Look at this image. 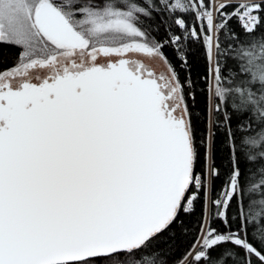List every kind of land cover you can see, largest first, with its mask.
Wrapping results in <instances>:
<instances>
[{
  "label": "snow or ice",
  "instance_id": "1",
  "mask_svg": "<svg viewBox=\"0 0 264 264\" xmlns=\"http://www.w3.org/2000/svg\"><path fill=\"white\" fill-rule=\"evenodd\" d=\"M0 264H264V0H0Z\"/></svg>",
  "mask_w": 264,
  "mask_h": 264
},
{
  "label": "rangeland",
  "instance_id": "2",
  "mask_svg": "<svg viewBox=\"0 0 264 264\" xmlns=\"http://www.w3.org/2000/svg\"><path fill=\"white\" fill-rule=\"evenodd\" d=\"M145 63H149V61L147 60V59H145V61H144ZM157 71H159V69H157Z\"/></svg>",
  "mask_w": 264,
  "mask_h": 264
}]
</instances>
